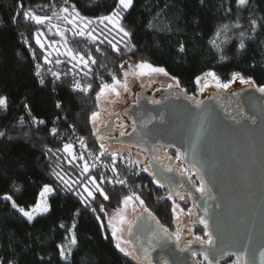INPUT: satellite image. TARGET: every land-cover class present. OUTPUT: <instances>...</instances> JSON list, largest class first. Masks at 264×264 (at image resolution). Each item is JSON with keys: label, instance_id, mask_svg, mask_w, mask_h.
I'll list each match as a JSON object with an SVG mask.
<instances>
[{"label": "trees", "instance_id": "obj_1", "mask_svg": "<svg viewBox=\"0 0 264 264\" xmlns=\"http://www.w3.org/2000/svg\"><path fill=\"white\" fill-rule=\"evenodd\" d=\"M20 3L25 10L49 16L62 7L75 5L81 16L94 19L108 15L116 0H0V96L8 98L7 108L0 110V132L5 133L0 135V260L41 264L39 257H43L48 264H147L115 247L107 226L106 209L120 207L123 196L136 193L169 226L174 214L166 187L156 185L151 171H143V164L133 157L141 167L138 175L131 174L121 162L113 164L109 156L99 170L90 169L82 174L84 160L64 153L63 144L85 137L92 150H100L103 142L93 135L89 115L98 109L96 92L101 83H111L113 75L122 78L126 61L146 60L165 67L192 93L197 88L194 78L208 70L215 71L224 82L232 72L239 71L245 77H252L259 86L264 85V0H249L244 6L237 5L235 0H134V6L123 13L122 21L132 33L130 39L108 27L104 32L106 37L92 40L75 35L73 26L63 20L45 22L51 30H56L55 24L59 26L74 52L84 54L86 59L89 55L95 59L96 63L89 62L88 66L58 54L50 57L52 63H46L47 54L35 42V32L42 25L26 21L22 15L19 23L13 22ZM229 7L231 12L227 11ZM252 20L257 21L255 28ZM223 25H227V30H222L217 43L225 42L221 44L222 51H218L209 40ZM44 34L51 38L57 36L46 31ZM241 40L245 43L243 50L239 48ZM109 41L120 51L116 52ZM181 44L184 45L182 53L179 52ZM132 46L135 47L129 51ZM56 59L63 66L60 79L48 75L41 84L35 73L36 64L55 66ZM76 80L83 86L91 85L90 91L74 90ZM56 100L63 102L62 111L55 108ZM33 116L48 122L47 126L34 124ZM52 127L58 129L57 134L50 133ZM74 152L80 156L75 146ZM54 173L83 182L89 176L99 182L103 176L101 187L109 199L104 200L95 193V199L85 207ZM108 175L113 176L111 182L106 180ZM121 177L126 179L124 184L118 182ZM45 184L56 189L49 198L51 211L37 216L32 223L3 199L4 194H9L18 205L29 208L36 203ZM101 205L104 212L100 211ZM77 209L79 215H75ZM74 221L78 241L75 246L71 245L69 231ZM61 244L65 249H72L66 261L58 253L57 245Z\"/></svg>", "mask_w": 264, "mask_h": 264}, {"label": "water", "instance_id": "obj_2", "mask_svg": "<svg viewBox=\"0 0 264 264\" xmlns=\"http://www.w3.org/2000/svg\"><path fill=\"white\" fill-rule=\"evenodd\" d=\"M148 81L135 87L134 102L124 111L112 113L108 110V116H103L105 124L98 127L99 135L104 137L108 146L117 142L143 151L148 165L145 162L144 167L161 172V179L173 181L171 185L165 184L169 191L176 192L178 184H185L191 192L192 211L188 215L177 209L176 222L181 217L188 219L190 216L192 224L203 228L199 217L208 215L212 218L214 234L218 236L217 247L235 253L250 240L252 259L255 264H264L261 256L264 252V93L258 90L259 85L237 81L228 89H220L210 83L203 92L196 94L180 84L160 82L161 86L157 80L146 83ZM169 84L173 86L169 88ZM123 115L130 123L124 127L131 129L121 135L123 127L113 126L117 119L126 118ZM112 132L119 135L110 136ZM197 137L201 161L197 166L203 171L205 180L211 182L210 194L196 191L188 176L179 175L175 168L172 172H165L163 162L166 160L155 155L157 147L180 149L188 156L178 162L191 169V150ZM168 162L175 165L173 158ZM134 220L128 237L147 264H163V259L169 264H198L192 252L202 253L208 247L194 244L181 251L177 242L165 247L158 241L150 244L147 236L156 229L157 219H149L148 212H140ZM190 229L193 231V227ZM134 235L147 246L149 256H141ZM192 236L197 235L193 233ZM232 258L236 259L234 255H220L219 261Z\"/></svg>", "mask_w": 264, "mask_h": 264}, {"label": "snow or ice", "instance_id": "obj_3", "mask_svg": "<svg viewBox=\"0 0 264 264\" xmlns=\"http://www.w3.org/2000/svg\"><path fill=\"white\" fill-rule=\"evenodd\" d=\"M235 3L239 6H244L249 3V0H235ZM134 6V0H116V4L114 9L108 14L103 15L94 19H89L88 17H83L77 11L75 5H72L71 7L65 6L59 9V12L53 11L52 15H39L34 10L24 9L23 3L18 4V10L13 16V22L19 23V17L22 15L23 19L26 21H32L37 25H43L45 22H48L49 24L53 19L56 20H63L67 22L68 24H71L73 26V31L75 35H79L81 37L87 36L91 38L92 40L98 39L96 35H94L95 29L92 28V25L98 24L103 25L105 28H108L109 25L112 26V28L116 29L117 34H122L124 38H131L132 33L129 32L125 26L123 25L122 21L124 19L123 13H126ZM231 7L227 9L228 12H231ZM251 24L253 28L256 27L257 21L252 20ZM152 23L149 22V27H152ZM236 27H239V24L236 25ZM57 33L61 35V39L64 41L65 45H67V38L64 36L62 32H60L59 26H56ZM51 30V29H49ZM227 30V25H223L220 28H217L213 34V37L209 40V43L216 48L218 51L221 50V44L225 41H221L220 43H217V40L221 36V32ZM101 34H103L101 32ZM241 37L244 36V33H240ZM42 37H44V32L42 30H37L35 32V42L36 44L40 45L41 48L45 47V44L42 42ZM59 41H50L49 46L53 44H59ZM109 43L112 44V48L119 52L120 49L117 47L115 43H112L109 41ZM125 47H128L127 44H125ZM135 46H132V48H128L129 51H132ZM239 48L243 50L245 48V43L243 40L239 43ZM56 51H59V49H55ZM179 52H184V45L181 44L179 47ZM67 56L71 58L72 61H78L80 65L88 66L89 62L92 64H95L96 61L91 55L88 56V58H85L84 54L74 52L71 48H67ZM51 53H48L44 57V60L46 63H52L51 60L48 59V56H50ZM221 59H224L223 55H221ZM55 63L59 64L61 61L59 59L55 60ZM39 65H37V73L36 75L40 76L42 75L39 71ZM131 67V66H130ZM136 71H133L131 75L136 79H141L144 77H150L152 74H163L164 76H169V73L165 67L154 65L150 61L141 60L137 62L134 65ZM51 75L56 79L59 80L61 77L60 72H52ZM130 73L125 71L123 74V80L120 78H117L115 75L111 77L112 82H102L99 86V90L96 92V99L99 101L100 97L106 93V91H110L111 93H114L117 97L120 96V88L123 89L124 92L129 91V83H128V77ZM210 78V79H209ZM102 79V78H101ZM170 79L175 83L176 86H179V79L175 76H171ZM203 80V87L199 88L200 92H203L205 88L209 86L210 83H214L216 88L220 89H228L231 84L239 81L242 84H253L254 80L252 77H245L241 72L234 71L231 73V77L227 82H222L221 78L217 75L215 71L208 70L203 72L201 75H198L194 78V83L197 85L201 84V81ZM40 83L44 84V79H40ZM119 86V87H118ZM173 85L169 84V88H171ZM74 90H80L82 92H88L91 89V85H88L86 87H82L80 82H76L73 86ZM258 90L261 93H264V85L259 86ZM188 99H194L193 97H188ZM153 103H159L158 101H153ZM196 103H199L198 101ZM8 106V98L6 96H0V107L7 108ZM26 109H28L29 113L31 112V109L27 104L23 105ZM55 108L58 110H63V102L61 100L55 101ZM101 113L100 111H92L89 115V123L95 124L100 117ZM59 119V117H57ZM32 122L37 125H44L47 126L46 121L38 119L37 117H32ZM50 133L55 135L58 132V129L55 127H52L49 129ZM5 133L0 132V135H4ZM100 128H95L93 135L99 136V139L103 141L104 137L100 136ZM121 135H124V133H121ZM198 137L197 141L193 143L191 155H192V163H191V169L192 172L189 175V179H191L192 175H195L199 178V184L196 188V191L200 192L201 194H210L212 191V188L210 186V181L205 180V175L200 167L197 165L201 163L199 152L197 150V143H198ZM80 144L81 147H85L84 144V138H80ZM101 150V155L104 154L106 151V145L104 143H100L99 145ZM63 152L66 154H69L72 156L73 159H80L83 160L84 156L83 153L79 157L76 156V153L74 152V146L71 143H64L63 144ZM177 154L175 159L177 161H183L187 156V152H182L180 149L176 150ZM111 159L113 161V164H115V161L117 159V153H111ZM96 159H99V157H96ZM91 167H95V165H90L87 161L83 163L82 168V174L88 173L90 171ZM115 171V168H113ZM165 172H172L173 168L170 166H165L163 169ZM143 171L149 172L148 167H144ZM180 171L182 174H189V168L181 167ZM58 180L63 183L64 187L68 191H73L74 194L80 199V202L82 205L87 207L90 204V200L95 199V193H99L103 196L104 200H108L109 196L105 193L104 189L101 187V183L104 182V177H100V181L98 182L96 177L89 176L87 178L86 182L83 181H72L70 179H65L63 176H61L59 173H54ZM151 176L153 177V182L158 185L159 187H164L165 184L171 185L173 181L169 178L167 180L161 179V172L156 171L153 169L151 171ZM111 182V180H109ZM120 184H124V180L118 181ZM76 186V187H74ZM181 187H183L181 185ZM82 189V190H81ZM56 192V189L52 187L49 184H45L42 186V190L39 193V199L36 201L33 207L26 210L24 207H21L17 204V202L13 199V197L9 194H4L3 199L5 201L10 202L11 207L18 211L23 218L27 220V222L32 223L37 216L50 213L51 211V204L49 202V196L54 195ZM173 196H178L180 200H184L185 197L180 192H168V198L172 199ZM138 202V206L141 209V213L148 212V218L155 220V216L150 212L149 209L145 206L144 200L136 193H132L131 195H125L122 198V206L123 208H127V206L130 203H136ZM173 208L172 212L175 215L177 212V209H180V211H183L182 208H180V205L176 203V201L173 199ZM93 213H95V209H92ZM100 211L104 212V206H100ZM188 213L191 214V208H189ZM204 212L207 214L208 209L205 208ZM75 215H79V209L76 210ZM100 217L97 216V219ZM140 217L138 216L137 219ZM135 220H127L126 215L121 213L119 215V223L121 225L120 228H117L116 225L112 223V220L108 221V227L111 228V236L114 237L117 241H121V237L117 235L118 232L123 231V225L127 224V231L131 233L132 231V225L135 223ZM199 223L203 225L204 232L203 235H197L194 237V240L199 242L201 245H207L208 247L201 253L203 256V260L206 262V264H220L219 256L220 255H234L236 257L234 264H255V261L252 259V250L250 248V240L248 242H245L241 248L235 252V253H229L223 249V247H217V239L218 236L214 234V230L212 229V218L208 215L200 216L199 217ZM156 229L153 231V235H157L158 233L162 232L165 236H169L170 238L174 237L177 246H179V242L181 239V231L183 229L182 225H178L177 231L174 233H169L168 229L165 228L163 225L159 223L158 220H156ZM61 227H64V225H60ZM76 227L75 221L72 224L71 229H69L70 232H72L71 235V245L75 246L77 245V237L75 235L74 229ZM191 231V229H189ZM123 243L128 244L131 243V241H123ZM149 243L151 244L152 241L150 240ZM189 244L192 243V241H188ZM115 247L119 249L120 252L125 253L126 255L132 256L135 252V249L129 251L126 247L121 246V242H117ZM58 253L60 258L63 260H67L68 256L72 253L71 247L68 249H65L64 245H57ZM184 249L182 248L181 251ZM148 253L147 250H145V256L147 257ZM193 256H196V252H192ZM262 258H264V252L261 253ZM137 259H140V256H136ZM39 260L41 261V264H48V262L44 261L43 257H39ZM0 264H11L10 261L7 260H0ZM163 264H169V261L167 259H163Z\"/></svg>", "mask_w": 264, "mask_h": 264}, {"label": "rangeland", "instance_id": "obj_4", "mask_svg": "<svg viewBox=\"0 0 264 264\" xmlns=\"http://www.w3.org/2000/svg\"><path fill=\"white\" fill-rule=\"evenodd\" d=\"M54 26H55V29H56L57 24H55ZM108 27L112 28L111 25H109ZM92 28L95 29L94 35H96L98 38H104V37H106L104 32L107 31L108 29L105 28L103 25H98V24H95L94 23L92 25ZM49 29L50 28L45 23L41 27V30L43 32L46 31L47 33H49V35H52V34L55 33L58 37L55 36L57 38H55V37H52L51 38V37L45 36V34H44V37L41 38L42 39V42L45 44V47L43 48L44 49V52L47 55H48V53H51V55L48 56V59H50L51 56L56 55V54H58V55H66L67 56V54H66L67 53V48H71V45H70L69 41L67 40V45H65L64 41L61 39V35L58 34L57 31H56L57 29L56 30H54V29L53 30H49ZM112 29H114V28H112ZM114 30H116V29H114ZM60 32L63 33V31H60ZM101 32L103 34H101ZM64 36H66V35L64 34ZM66 38L68 39L67 36H66ZM50 41H59L60 43L59 44H53V45L49 46V42ZM57 48L59 49V51H56L55 50ZM136 63L137 62H131V61H126L124 63V72L127 71V72L130 73V75L128 77V83H129V91L128 92H124L123 89L120 88L119 89L120 90V96H118V97L114 93H111L110 91H106V93L100 97V99L98 101V109H97V111H100L101 115L98 118L97 122L95 124H93L94 130H95V128H98L100 125L105 124V121H104L105 118L104 117H107L108 116V110L111 111L112 113H120V112L124 111L130 104H132L134 102V99H135L134 89L139 84H141V83H143V82H145L147 80H157V81H159L161 83H173V84H175L170 79V77L173 76V75H171L169 72H168L169 73V76H164L163 74H152L150 77H144V78H141V79L134 78L131 75V73L133 71H136V69L134 67V65ZM120 79L123 80V77L120 78ZM222 82H224V81H222ZM200 87H203V80L201 81V84L200 85H197V88H196V90H195L194 93L199 94L200 93V91H199V88ZM1 109H2V107H0V110ZM126 118L128 120V117H126ZM103 143L107 146L106 142H103ZM109 149L111 150V152L112 151H115V150H120L123 154L130 155L131 157L135 158L137 161L141 162L143 165H144V163L146 161L145 157L143 156V153L139 149H137L135 147H132L131 145H128V144L114 143V144H111L109 146ZM186 168H188V167L186 166ZM50 196H49V198H50ZM38 199H39V197H38ZM176 203L179 204L180 206H182L183 207V210L186 211V213L189 215V213L187 211V209H189V205L187 203H186L185 206H184V203L181 204L179 201H176ZM33 206L34 205L30 206L29 208H25V209L28 210V209H30ZM147 209H148V207H147ZM140 210L141 209L138 206V202H136L135 204L134 203H130L127 206L126 209L123 208L122 205L120 207H117V208H108V209H106L107 226H108V221L109 220H112V223L114 225H116L117 228H120L121 225L119 223V215L121 213H123L124 215H126L127 220H133L134 216ZM176 224L177 223H176L175 219H173L171 225H169L167 227H168L169 230L173 231V233H174V232L177 231ZM109 231L111 233V228H109ZM193 231H194V235H200V236L203 235V234L198 233L197 230H195V229H193ZM117 235L121 237V241H117L113 237L115 243L121 242V246L122 247H126L129 251H131L132 249L129 247L130 246V243H128V244L123 243V241H129L128 238H127V224L123 225V231L122 232H118ZM130 257H132V258H134V259H136L138 261H141V260H139V259L136 258V255L135 254H133ZM141 262H143V261H141ZM234 262H235V259H232L231 261H228L225 264H234Z\"/></svg>", "mask_w": 264, "mask_h": 264}, {"label": "flooded vegetation", "instance_id": "obj_5", "mask_svg": "<svg viewBox=\"0 0 264 264\" xmlns=\"http://www.w3.org/2000/svg\"><path fill=\"white\" fill-rule=\"evenodd\" d=\"M151 81H154V80H150V81H148V82H146V83H150ZM145 83V84H146ZM136 84V83H135ZM159 84L161 85V83L159 82ZM161 86H163V85H161ZM164 87H167V86H164ZM124 117H125V115H123ZM130 123L127 121V119L125 118V120H123L122 122L119 120H117L116 121V124L113 126L114 128H118V126H124V125H129ZM112 127H109V129H111ZM126 128H129V129H127L126 130ZM131 128L129 127V126H127V127H123V130H122V132L123 133H127V132H129V130H130ZM119 135V133L118 132H112L111 134H110V136H118ZM103 142H106V141H104L103 140ZM114 143H117V142H113L112 144H114ZM141 151V150H140ZM142 153H143V156L145 157V159H146V154L143 152V151H141ZM176 151H174L173 149H170V148H168V147H164V148H162V147H157L156 148V150H155V155H156V157L158 158V159H162L163 161L164 160H166V161H164L163 163H164V167L165 166H170V167H172V168H175V170L178 172V174L179 175H187L188 176V179H189V175L191 174V170L189 169V174H182V172L180 171V169H181V167H185L186 168V166L185 165H183L182 163H180V162H178L176 159H175V157H176ZM170 158H173V162L175 163V165L173 166L172 164H170L169 162H168V160L170 159ZM146 162V161H145ZM144 166V165H143ZM146 166H148L147 165V162H146ZM149 168V167H148ZM149 171H150V169H149ZM189 181H190V184H191V186L193 187V188H197V186H198V184H199V180L196 178V177H194L193 175L191 176V179H189ZM181 185L183 186V187H181ZM165 187H166V185H165ZM166 189H167V197H168V192H169V189L166 187ZM176 192H180L181 194H183L184 195V197H185V199L184 200H180L179 199V197L178 196H173V198L171 199V200H175V201H179L181 204L182 203H184V206L186 205V203L189 205V208H191L192 209V202H191V192L189 191V190H187L186 189V186H185V184L184 183H180V184H178L177 186H176ZM149 209V208H148ZM150 210V212L152 213V214H154L155 215V217H156V219L159 221V223L161 224V225H163L165 228H167L168 229V227H167V225H165L158 217H157V215L151 210V209H149ZM188 210V209H187ZM141 212V210L138 212V213H140ZM137 213V214H138ZM136 214V215H137ZM136 215L134 216V218H133V220L135 219V217H136ZM190 215V214H189ZM176 223H179V224H176V226L178 227V225H182L183 226V229H182V231H181V234H183V239L181 240L180 239V242H179V247L180 248H183V249H185L186 247H188V246H190V245H194V244H196V245H201L199 242H197V241H195L194 240V237L192 236L193 235V233H194V231H189V229H190V227H193V229H195V230H197V232L198 233H200V234H203V232H204V228H202V227H200L199 225H196V224H192L191 222H190V216H188V219H186L185 217H181V219H180V221H177ZM155 230V229H154ZM153 230V231H154ZM153 231H151L150 233H149V235L147 236V240H148V242L151 240L152 241V243H154L155 241H158L160 244H161V246H163V247H165V246H167L168 244H170V243H174V242H176V240H175V238L174 237H172V238H170L169 236H165L162 232H160V233H158L157 235H153ZM168 231H169V233H173V231H171V230H169L168 229ZM127 238H128V240L130 241V239H129V237H128V231H127ZM133 239H134V241H135V243H137L138 244V247H139V250H140V254H141V256H145V250H147L148 251V248H147V246L146 245H142L141 244V242H140V238L139 237H137V236H133ZM192 241V243L191 244H189L188 243V241ZM132 250L133 249H135L134 248V245H133V243L131 242L130 243V246H129ZM196 253H197V255L196 256H194V259L198 262V264H206V262L203 260V256L201 255V253L200 252H197V251H195ZM134 254L137 256L138 255V253L136 252V250H135V252H134ZM150 254H148V256H149ZM232 259H234V258H232ZM232 259H230V260H228V261H231ZM139 260H141V261H143V262H146L145 260H144V258L143 257H140V259ZM228 261H224V262H220V264H225L226 262H228ZM147 263V262H146Z\"/></svg>", "mask_w": 264, "mask_h": 264}, {"label": "built area", "instance_id": "obj_6", "mask_svg": "<svg viewBox=\"0 0 264 264\" xmlns=\"http://www.w3.org/2000/svg\"><path fill=\"white\" fill-rule=\"evenodd\" d=\"M37 65L40 66L39 67V71L42 74L40 76L37 75V77L39 79H44L45 80V77L48 76V75H51L52 72H60L62 74L61 70H62L63 66H62L61 63L56 64L55 66H50V67H44L42 64L37 63L36 67H35V73H37V70H38L37 69ZM76 82H80V81L76 80ZM82 87H86V86L82 85ZM80 138L81 137H77L74 140V142H72V143H74L75 149L80 155H81V153H83L84 162L87 161L90 165H95V167H91L92 170H94V171L99 170L101 167H103L106 164L107 156L111 157V155H110L111 153H117L116 161L117 162H121L122 164L126 165L128 167V169H129V172L131 174H137L138 175V174L141 173V167H139V166H137L135 164V162L132 160V157L130 155L123 154L120 150H115V151L111 152V150L109 148H107V147H106V151L104 152V154L101 155V150H97V151L92 150L88 140L85 137H83L84 138L85 147H81ZM96 157H99V159H96ZM106 180L107 181H109V180L112 181L113 180V176L112 175H108L106 177ZM120 180H124L126 182V179L124 177H121L119 179V181Z\"/></svg>", "mask_w": 264, "mask_h": 264}, {"label": "bare ground", "instance_id": "obj_7", "mask_svg": "<svg viewBox=\"0 0 264 264\" xmlns=\"http://www.w3.org/2000/svg\"><path fill=\"white\" fill-rule=\"evenodd\" d=\"M125 117H126V116H125ZM125 117H124V118H125ZM117 120H118V121L120 120L121 122L123 121L122 119H117ZM117 120H116V121H117ZM124 120H125V119H124ZM124 126H125V125H124ZM124 126H123V127H124ZM106 144H107V142H106ZM109 146H110V145H109ZM109 146L107 145L108 148H109Z\"/></svg>", "mask_w": 264, "mask_h": 264}]
</instances>
